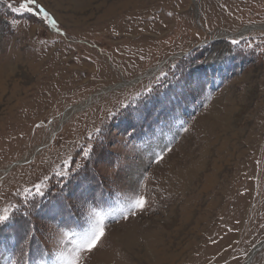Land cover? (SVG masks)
I'll list each match as a JSON object with an SVG mask.
<instances>
[{
    "label": "rangeland",
    "instance_id": "rangeland-1",
    "mask_svg": "<svg viewBox=\"0 0 264 264\" xmlns=\"http://www.w3.org/2000/svg\"><path fill=\"white\" fill-rule=\"evenodd\" d=\"M76 1L39 0L52 28L0 0V264H67L101 223L82 264H145L157 238L167 264H245L256 246L264 264V0ZM204 157L226 175L205 193L199 170L188 195L179 175Z\"/></svg>",
    "mask_w": 264,
    "mask_h": 264
},
{
    "label": "bare ground",
    "instance_id": "bare-ground-1",
    "mask_svg": "<svg viewBox=\"0 0 264 264\" xmlns=\"http://www.w3.org/2000/svg\"><path fill=\"white\" fill-rule=\"evenodd\" d=\"M86 1H88V0H82V2H81V0H77L76 3H78V5H79L78 7H80V5L81 4L83 5ZM110 13L106 12L105 15H107V14L109 15ZM2 75H3V72L0 71V76H2ZM1 84L2 83H0V91L3 92L4 91V87H2ZM241 110H243V109H241ZM240 116H241V114L240 115L236 114V119H238ZM224 119H225V117H224ZM230 119H231V116L226 115V121L219 122L220 129H221L222 132H224V134L221 135L219 138H221V139H222V137H224V138L222 140H220L218 138L217 148H216V152L214 153V155L215 154H216V156L218 155L220 157V159L222 158V161L225 160V159H226L225 161H227L229 158L230 159L235 158V156H233V153H231V151H229V149L231 150V147L229 146V139H233V137H234V136H232V133L230 132L232 130V128H231L232 125H231ZM215 139H216V137H215ZM203 156H205V152H204ZM206 156H209L208 153L206 154ZM222 161H219L217 163L216 160H212V159L206 160L205 157H204V160L200 158L199 160H197V165L194 167V169L191 168V167H188L187 169H185L183 171L184 174H186L184 177L182 176V175H184V174H182L183 172H181L179 176H181V178H183V179L185 177L187 178V180L185 181L186 184L189 185L191 183V188H189L191 190V193H189L188 195H193V194L197 193L196 192L197 191L196 188L195 187L192 188V186H193L195 181H198L200 179L199 178V170H201L200 173H201V180H203L202 182H203V185H204L203 186V189H204L203 191L204 192H205V188L207 190L210 187V190H211L213 188V186L216 185V183L220 182L219 181V175H222L221 177H223V176L225 177V175H226L225 174L226 166H224L222 169L220 168L222 165L218 166V164H221ZM206 163H207V166H205ZM206 172H209V173H206ZM175 180H177V179H175ZM196 195H199V194L197 193ZM185 205H189V204L186 203ZM185 205H184V207L179 208V211H181L180 214H178V213H175V214H177L176 215L177 217H179V216H180V218L182 217V220H184L183 222L187 223L188 220H189L188 216H190L189 212L191 210L190 211L188 210L189 207H187L185 209ZM174 219H172V221ZM183 230H185V229H183ZM158 237H160V236H158ZM162 243L163 242L159 241L158 238H157V242H156V240H154V241L151 240V246H149L150 248L147 249L146 253L144 254V259L147 261V262H145V264H151V263H153V264H164V263L167 264L168 260H170L172 258V256L168 255V252L170 251V249L168 247H165L166 244L162 245ZM159 244H161V246H164V247H160ZM249 263H250V261L248 263L246 262L245 264H249ZM174 264H175V262H174Z\"/></svg>",
    "mask_w": 264,
    "mask_h": 264
},
{
    "label": "snow or ice",
    "instance_id": "snow-or-ice-1",
    "mask_svg": "<svg viewBox=\"0 0 264 264\" xmlns=\"http://www.w3.org/2000/svg\"><path fill=\"white\" fill-rule=\"evenodd\" d=\"M8 6L9 8H11L12 12L33 13L39 16L42 22L46 23L47 25H50L52 28H58L57 20L46 9V7L39 2V0H19L18 6H13V4H9ZM238 43L239 41H236V40L232 41V44H238ZM161 75H164V74L162 73ZM202 89H203V85L201 84L200 90L202 91ZM146 91L151 93L152 89L146 88ZM189 92L192 94H195L194 89L190 88ZM137 95H140V93H137ZM184 130L188 131V129H184ZM95 131L99 132L100 129H96ZM92 151L93 149L91 147H89L87 150H85L84 148L81 149V152L83 153V156L85 158L88 157ZM160 158H162V156ZM65 163H68V161H65ZM67 174L68 173L66 172L61 173V175H67ZM42 186H43L42 182L34 186L37 194H42L41 193ZM25 191H28V190L25 189ZM145 204H146L145 199L143 197H140L138 200H136L134 207L142 210L145 207ZM10 219H11V216L9 214V208H4L3 214H0V225H4ZM104 235H105V228L103 224L101 223L98 228L94 225L88 232L82 235L79 243L76 244V248L74 249L75 255H73L71 258L67 260V264H82L81 262L82 253L85 251L92 252L93 250H95L98 247Z\"/></svg>",
    "mask_w": 264,
    "mask_h": 264
},
{
    "label": "water",
    "instance_id": "water-1",
    "mask_svg": "<svg viewBox=\"0 0 264 264\" xmlns=\"http://www.w3.org/2000/svg\"><path fill=\"white\" fill-rule=\"evenodd\" d=\"M256 249H257V246L253 249L251 255L249 256V259L247 260V263L250 261V258H251L252 254L255 252Z\"/></svg>",
    "mask_w": 264,
    "mask_h": 264
},
{
    "label": "trees",
    "instance_id": "trees-1",
    "mask_svg": "<svg viewBox=\"0 0 264 264\" xmlns=\"http://www.w3.org/2000/svg\"><path fill=\"white\" fill-rule=\"evenodd\" d=\"M155 100H157V97L154 99V101H155ZM152 103H153V102H152ZM152 103H151V104H152ZM151 104H148V105L150 106ZM152 105H153V104H152ZM152 107L154 108L155 106H152ZM66 206H67V204H66ZM78 219H79V218H78ZM80 219H83V218H80Z\"/></svg>",
    "mask_w": 264,
    "mask_h": 264
}]
</instances>
